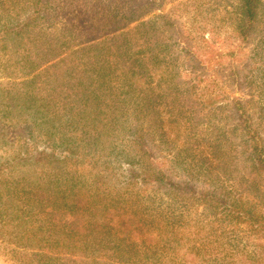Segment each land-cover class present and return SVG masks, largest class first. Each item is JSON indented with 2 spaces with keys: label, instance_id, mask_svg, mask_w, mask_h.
Returning <instances> with one entry per match:
<instances>
[{
  "label": "trees",
  "instance_id": "16d2710c",
  "mask_svg": "<svg viewBox=\"0 0 264 264\" xmlns=\"http://www.w3.org/2000/svg\"><path fill=\"white\" fill-rule=\"evenodd\" d=\"M263 70L264 0H0L10 261L264 264Z\"/></svg>",
  "mask_w": 264,
  "mask_h": 264
},
{
  "label": "rangeland",
  "instance_id": "374dc122",
  "mask_svg": "<svg viewBox=\"0 0 264 264\" xmlns=\"http://www.w3.org/2000/svg\"><path fill=\"white\" fill-rule=\"evenodd\" d=\"M257 43L255 39L254 42L251 43L250 48L254 47ZM260 88V92L255 95L254 104H253V112L255 114L256 122L258 125L259 132L264 136V70ZM260 182L264 183V179L260 178ZM200 214H202V209L199 210ZM0 264H14L10 261L9 256L5 254L4 247L0 246Z\"/></svg>",
  "mask_w": 264,
  "mask_h": 264
}]
</instances>
